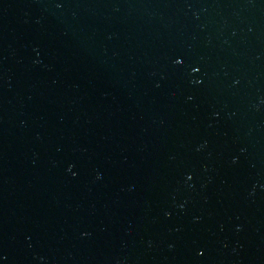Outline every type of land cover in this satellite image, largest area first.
<instances>
[{
	"label": "water",
	"instance_id": "95a60500",
	"mask_svg": "<svg viewBox=\"0 0 264 264\" xmlns=\"http://www.w3.org/2000/svg\"><path fill=\"white\" fill-rule=\"evenodd\" d=\"M0 264H264V0H0Z\"/></svg>",
	"mask_w": 264,
	"mask_h": 264
}]
</instances>
